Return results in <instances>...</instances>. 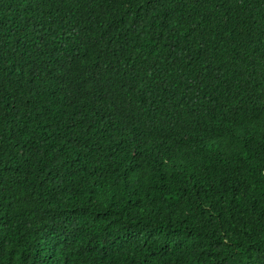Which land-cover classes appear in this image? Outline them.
<instances>
[{"label": "trees", "instance_id": "16d2710c", "mask_svg": "<svg viewBox=\"0 0 264 264\" xmlns=\"http://www.w3.org/2000/svg\"><path fill=\"white\" fill-rule=\"evenodd\" d=\"M0 264H264V0H0Z\"/></svg>", "mask_w": 264, "mask_h": 264}]
</instances>
